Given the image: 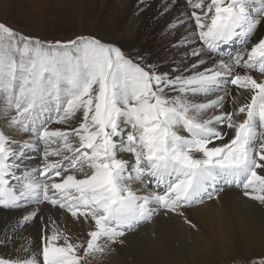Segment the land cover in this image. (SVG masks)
Returning a JSON list of instances; mask_svg holds the SVG:
<instances>
[{"label":"snow or ice","instance_id":"1","mask_svg":"<svg viewBox=\"0 0 264 264\" xmlns=\"http://www.w3.org/2000/svg\"><path fill=\"white\" fill-rule=\"evenodd\" d=\"M178 26L165 70L0 20V264H100L159 219L199 231L190 210L233 193L264 208V0H184Z\"/></svg>","mask_w":264,"mask_h":264},{"label":"bare ground","instance_id":"2","mask_svg":"<svg viewBox=\"0 0 264 264\" xmlns=\"http://www.w3.org/2000/svg\"><path fill=\"white\" fill-rule=\"evenodd\" d=\"M45 1L51 10L54 0L42 2ZM164 3L165 0H144L143 5L139 0H75L74 8L79 20L92 27L101 26L103 39L115 34L127 54L146 53L152 62L168 70L174 61L181 60L183 48L178 50L172 45L184 28L169 30L167 25L180 14L184 0H177L169 13L161 14ZM174 50L177 54H173ZM189 214L199 231H189L178 218L159 219L129 233L126 243L116 246L100 264H213L231 253L235 240L243 239L246 250L264 246V208L257 202L242 200L233 193L195 206ZM13 215L0 212V228ZM39 231L38 222L29 229L32 236H38Z\"/></svg>","mask_w":264,"mask_h":264},{"label":"rangeland","instance_id":"3","mask_svg":"<svg viewBox=\"0 0 264 264\" xmlns=\"http://www.w3.org/2000/svg\"><path fill=\"white\" fill-rule=\"evenodd\" d=\"M42 1L0 0V20L29 35L49 40H66L80 34H91L103 39L101 26L92 27L88 22L79 20L77 9L74 8L75 0H54V7L51 10L47 6L48 3ZM104 39L120 47L122 45V40L115 34L112 38ZM173 54H177V51L174 50ZM242 240H235L231 253L221 256L219 261L213 264H230L233 257L247 258L249 255L264 252V246L246 250Z\"/></svg>","mask_w":264,"mask_h":264}]
</instances>
